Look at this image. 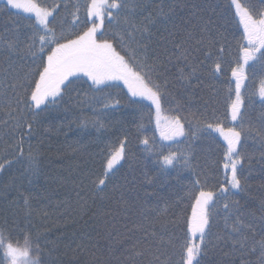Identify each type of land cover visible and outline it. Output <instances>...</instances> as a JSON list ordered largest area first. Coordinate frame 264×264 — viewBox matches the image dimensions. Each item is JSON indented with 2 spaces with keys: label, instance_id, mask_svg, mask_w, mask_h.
I'll list each match as a JSON object with an SVG mask.
<instances>
[{
  "label": "snow or ice",
  "instance_id": "6c2138e0",
  "mask_svg": "<svg viewBox=\"0 0 264 264\" xmlns=\"http://www.w3.org/2000/svg\"><path fill=\"white\" fill-rule=\"evenodd\" d=\"M151 2L152 0H148V3L144 0H84L83 5L74 6L73 27L71 32H66L63 24L59 25V30L54 24V12L60 8V4L50 8L41 0H6L4 11L13 15L11 10H15V15L27 19L29 31L22 38L19 27L14 25L8 29L11 36H0V56L5 58L7 64L3 76L0 77V107L8 110V119H0V136H7L13 141L19 137L15 147L0 160V173H7L18 164L24 170L22 175L29 182L32 178H39L42 173L40 150L38 147L33 149L31 139L36 135L40 118L54 111L56 106L65 101L66 96L70 97V90L74 85L87 83L94 94L120 89L122 85L127 89L126 95L131 104L141 111L148 109L147 122H154L160 141L169 142L167 145L161 144V151L156 154V163L160 166L161 174L166 175L169 168L193 169L190 149L180 151L177 148L165 153V148L171 149L173 145L179 146L199 137L214 139L212 133H218L223 139L224 144L221 147L224 183L210 187L206 181L201 183L197 179L194 182V187L188 190L186 197L192 203L189 205L190 216L183 217V242L180 243V238L168 241L170 245L175 244L180 248L178 264H202L203 257L208 254L209 245H212L217 203L226 200V194L232 190L235 193L244 191L242 179L246 178L243 148L248 135L244 126L245 98L242 89H247L245 81L249 79V72L255 76L259 70V74L264 75V7H256L244 0H231L229 5L239 35L236 57L229 62L235 87L234 90L229 88L224 113V119L227 120L230 116L232 123L224 124L220 120L213 123L201 119H196L193 123L183 112L187 109L191 113L195 91L203 84V80L197 76L199 66L194 53L204 52L211 74L222 75V54L226 49L220 39H217L222 34L214 33L215 21L212 17L199 16L195 11L192 13L193 19L181 18V23L177 24L173 20L177 5L173 4L167 10L157 6L138 22L136 15L148 10ZM260 3L264 5V0H260ZM81 7L84 12L83 27L76 23L80 20ZM105 20L109 21L108 27L105 26ZM113 22L120 29L118 39L115 34L109 35ZM157 24L163 25V33L157 28ZM177 36L181 39L177 40ZM181 61L191 71L185 72L180 67ZM232 63L235 64L234 67ZM170 66L180 67L176 78L178 83H174L168 75ZM194 79L198 83L194 84ZM259 96L264 100V83L259 88ZM145 101L148 103L145 104ZM171 101L175 103L174 108L169 104ZM206 104L207 102L205 106ZM25 141L29 142L27 155L22 148ZM142 143L146 146L145 151L153 150L149 147L150 141L147 137ZM261 155L264 156V151ZM125 159L126 144L122 142L107 156L102 178L91 181V191L83 194L81 182L80 191L76 192L79 212L87 215L90 208L96 206L92 215L102 221L109 240V252L112 251V245L120 243V234L114 230L110 221L104 219L109 213L102 205H96V202L112 199L109 184L120 170L116 166ZM16 179L13 177L12 182L15 183ZM10 186L5 184L3 187L6 190ZM116 187L113 186V192ZM183 199L177 200L174 206L179 207ZM120 202L127 204L123 193ZM223 207L226 210L225 228H229L231 217L235 219L230 230L218 239L225 245L231 244L233 251L243 252L250 248L255 250L256 241L253 240L250 244L245 233V228L252 231L254 220L245 223L241 219L243 214L239 208L230 207L228 203H224ZM169 208L168 205L163 209L144 205L143 218H148L149 211L154 212L151 224H159L160 233L167 232L170 225L180 226V219L170 216ZM261 210L264 211V202ZM34 211L26 199L23 208L25 218L30 219ZM260 219L264 222V216ZM261 228L264 229V223ZM135 230L141 232V240L133 243L130 248L121 244L123 253L115 258L116 264H142L139 258L155 255L153 249L156 241L163 242V236L154 226L145 227L139 224L135 226ZM93 247H99V244L87 240L78 245L77 249L91 250ZM258 247L262 258L260 264H264V240L259 242ZM54 251L55 249H49V259L44 258L40 238L34 234L32 228L15 226L7 220L0 227V264H58L52 258ZM155 260L159 264H168L159 255H155ZM105 264H113V258L109 257ZM147 264H153V261L149 260Z\"/></svg>",
  "mask_w": 264,
  "mask_h": 264
},
{
  "label": "trees",
  "instance_id": "16d2710c",
  "mask_svg": "<svg viewBox=\"0 0 264 264\" xmlns=\"http://www.w3.org/2000/svg\"><path fill=\"white\" fill-rule=\"evenodd\" d=\"M41 2L50 8L60 4V8L54 12L56 16L54 24L58 30L59 25L63 24L65 31L71 32L74 6L83 5L84 0H41ZM144 2L148 3V0ZM230 2L231 0H152L148 10L136 15V20L139 22L157 6L167 10L168 6L173 4L177 5L173 14V20L177 24L181 23V18L193 19L192 13L195 11L199 16L212 17L215 21L214 33L222 34L217 36L226 49L222 54L224 58L222 75L211 74L204 52L194 53L199 66L197 76L203 80V84H200L195 91L191 113L187 109L183 112L193 123L196 119L213 123L217 120L224 124L232 123L230 116L227 120L224 119V113L229 88L234 90L235 87L229 62L234 61L236 57L239 35L236 21L233 20V11L229 10ZM244 2L256 7H264L260 0H244ZM5 6L6 3L0 0V13H2L0 36H11L12 33L8 32V29L16 25L20 29L21 37L24 38L23 34L29 31V21L15 15V10H11L13 15H8L4 11ZM79 15L80 20L76 23L83 27L82 7ZM121 24L123 25V14ZM105 26H109L108 20H105ZM157 28L161 33L164 32L163 25L157 24ZM114 34L118 39L120 29L113 22L109 35ZM176 39L179 40L181 37L177 36ZM201 61L204 63L201 64ZM232 66L234 67L235 64L232 63ZM6 67L5 58L0 56V77L3 76ZM180 67H183L185 72L191 71L183 61L180 62ZM180 67L170 66L168 75L174 83L179 82L176 78ZM248 76L249 79L245 81L247 89H242L245 98L244 126L248 135L243 148L246 178L242 179L244 191L235 193V190H232L226 194V200L217 203L216 222L213 224L211 240L212 245L218 246L209 245L208 254L203 257L202 264H260L262 259L258 245L264 240V229L261 228L264 222L260 219L264 216V211L261 210V204L264 202V156L261 155L264 151L262 148L264 100L259 96V88L264 83V75L259 74L257 70L255 76L251 72ZM193 83H198V80L194 79ZM126 92L127 89L122 85L120 89H110L95 94L89 90L87 83L74 85L70 90V97L66 96L65 101L56 106L54 111L40 118L36 135L31 139L33 149L38 147L40 150L42 173L39 178H32L29 182V179L22 175L24 170L18 164L11 167L7 173H0V227L7 220L9 224L15 226L32 228L34 234L40 238L45 259H49L48 250L55 249L52 258L56 259L58 264H97V262L105 264L109 257H112L113 264H116L115 258L123 253L121 244L130 248L133 243L141 240V232L136 231L135 226L143 224L145 227L154 226L163 236V242L156 241V247L153 249L155 255H159L160 259L167 261L168 264H178L180 248L175 244L170 245L168 241L180 238V243L183 242V217L191 214L189 205L192 201L186 198L188 190L194 187L197 179L201 183L206 181L210 187L223 184L225 181L221 147L224 142L217 133H212L214 139L199 137L179 146L173 145L171 149L165 148V153L177 148L180 151L190 149L193 169L169 168L166 175L161 174L160 166L156 163V154L161 151V144L167 145L169 142L160 141L154 122L152 124L147 122L148 109L141 111L136 105L131 104ZM117 100L119 103H116ZM205 102H207L206 106ZM106 104L108 107H105ZM169 104L175 107L174 101ZM7 111L6 108L0 107V119H8ZM145 137L149 139V147L153 149L152 151H145L146 146L142 143ZM17 142L19 137L13 141L7 136H0V160L15 147ZM122 142L126 144V159L117 166L120 170L109 184L112 199L96 202V205H102L109 213L104 219L110 221L114 230L120 234V243L112 245V251L109 252L107 247L109 240L102 221L92 215L96 206H92L87 215L79 212L76 192L80 191L81 182H83V194L91 191V181L102 178L107 156ZM22 148L27 155L29 142L25 141ZM13 177L17 178L15 183L12 182ZM5 184L11 186L5 190L3 187ZM113 186H117L114 192ZM122 193L124 200L127 201L126 205L120 202ZM181 198L184 199L179 207H175V202ZM26 199L35 210L30 219H26L23 212ZM224 203L239 208L243 214L241 219L245 223L254 220L252 231L245 228V233L250 244L253 240L256 241L255 250L250 248L243 252L233 251L231 244L225 245L218 239L230 230L235 219L231 217L228 222L229 228H225ZM144 205L160 209L166 205L170 206L169 215L179 218L180 226L170 225L167 232L160 233L159 224H151L154 212L149 211L148 218H143ZM87 240H91L93 244L98 243L99 247H93L91 250L77 249L78 245ZM155 255L139 259L142 264H147L149 260H152L153 264H159L155 260Z\"/></svg>",
  "mask_w": 264,
  "mask_h": 264
},
{
  "label": "rangeland",
  "instance_id": "374dc122",
  "mask_svg": "<svg viewBox=\"0 0 264 264\" xmlns=\"http://www.w3.org/2000/svg\"><path fill=\"white\" fill-rule=\"evenodd\" d=\"M2 1H4V2L6 3V0H2ZM217 134H218V133H217ZM218 136H219V134H218ZM219 138L223 141L222 137L219 136ZM118 165H119V164H118ZM118 165H117V166H118ZM117 166H116V167H117Z\"/></svg>",
  "mask_w": 264,
  "mask_h": 264
}]
</instances>
